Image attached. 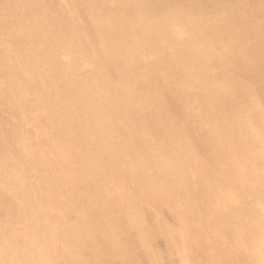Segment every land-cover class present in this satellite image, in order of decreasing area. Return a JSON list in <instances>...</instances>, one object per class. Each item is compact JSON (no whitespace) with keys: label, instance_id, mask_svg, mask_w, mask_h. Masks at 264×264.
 I'll use <instances>...</instances> for the list:
<instances>
[{"label":"bare ground","instance_id":"1","mask_svg":"<svg viewBox=\"0 0 264 264\" xmlns=\"http://www.w3.org/2000/svg\"><path fill=\"white\" fill-rule=\"evenodd\" d=\"M81 1H88L89 5H81ZM140 2L151 4L149 16L153 18L159 0H104L102 4L93 0L0 1V105L10 106L7 115L13 116L20 110L33 119L29 132L14 126L6 133L7 144L24 155L29 167L30 178L25 185L33 191L34 202L30 191L2 200V196L11 192L2 179L7 169H11V162L6 159L0 164V187L4 186L0 190V256L5 255L8 261L17 256L16 264H34V255L43 257L39 241L34 238L30 242L27 228L12 223L11 208L19 199L32 204L33 210L43 217L57 221L72 211V196L76 198L77 195L76 191L70 190L68 177L84 184L89 198L92 193H114L120 178L126 181L127 170L132 172V136L126 141L125 152L112 142L103 143L88 113H81L82 120L76 118L75 104L71 101L78 96L74 93L76 86L55 87L61 82L55 70L62 63L55 56V47L74 57L80 48L83 49L85 56L98 61L106 78L119 83V86L115 85L118 93L106 83L102 88L106 103L109 100L117 104V100H121L122 116L130 115V120L125 118L126 126L161 127L165 141L154 143L158 160L173 161L176 155L184 156L186 162L182 166L192 172L199 187L198 193L194 192L187 180L174 174L173 164L157 170L159 182L155 184L165 190L169 199L164 201L171 203L178 212L184 210L199 225L203 224L209 211L214 215V222H220V219L216 220L218 214L211 208L219 198V184L226 182L223 173L230 178L228 172H233L227 150L233 146L240 155L249 148L256 153L264 152V127L259 126L264 117L257 104L259 102L264 108V11L260 9L254 13L247 6L228 3L220 5L218 14L205 21L187 14L167 17L166 20L172 19L183 26L193 22L197 25L190 37L203 51H199L202 57L213 62L205 63L197 52L199 57L192 53V56L171 54L163 36L167 28L144 18L138 7ZM54 34L56 39H53ZM77 35H83L92 54H88L83 45H75L76 51L65 46L67 40L76 43ZM234 59L243 62L238 64ZM136 64L142 65L140 71L145 80L137 87L139 93L132 91L130 70ZM247 78L256 85V92L247 86ZM123 82L127 89L120 88ZM7 96L11 98L10 102ZM57 99L58 102H53ZM63 102L66 110L61 107ZM107 105L111 111L117 110L116 105ZM132 113L137 123L132 122ZM97 116H100L98 124H106L102 122V119L106 121L104 114L98 112ZM116 131L119 135H130L124 128H116ZM15 134L17 136L13 137ZM173 140L179 145L173 150L167 149L164 144ZM205 174L213 180L210 193L203 190L207 180ZM90 176H96V180L90 181ZM14 177L13 187L24 186L17 176ZM139 180L143 186L150 183L147 174H142ZM41 187L45 189L40 190ZM130 191L102 205L103 221H95L88 210L75 213L79 220L87 219L90 223V231L98 242L96 249L102 254L104 264H117L125 257L128 259L125 264H137L132 260V246L144 247L151 238L165 233L158 223L154 232L142 227L147 206L144 204L142 211L134 213L133 209L141 208L142 204L140 199H132V188ZM157 192V188L151 187L152 197ZM78 199L82 197L78 196ZM148 202L155 203L152 199ZM256 211L245 212L243 216L253 222L251 214ZM238 216L242 219L241 213L233 217ZM7 218L11 220L8 228L4 225ZM50 223L53 231L61 232L63 228V235L71 239V248L78 251L82 247L76 229L71 227L68 231L69 226H62V220L58 224ZM133 226L137 231L132 235ZM200 231L196 229L192 235L198 248L201 246ZM228 232L229 243L233 244V232ZM120 235L122 239H118ZM18 236L24 238L25 247L11 242ZM35 248L36 254H30ZM193 253L197 255L196 250ZM215 256H220V252L216 251ZM194 258L199 261L202 257L199 254ZM71 263L90 264L73 258Z\"/></svg>","mask_w":264,"mask_h":264},{"label":"rangeland","instance_id":"2","mask_svg":"<svg viewBox=\"0 0 264 264\" xmlns=\"http://www.w3.org/2000/svg\"><path fill=\"white\" fill-rule=\"evenodd\" d=\"M0 1L4 3L6 0ZM93 1L97 4H102V2H104V0ZM228 3L247 6L248 9L254 13H257L260 9L264 11V0H159V5L153 18L149 16V6L151 4L148 2H140L138 3V7L143 12L144 18L148 19L150 23L165 26L167 28V32L163 31V36L165 37L164 42L171 54H180L183 56H192L193 54L196 57H199L198 55L200 54L201 56L199 58L205 63H213L209 59L202 57L203 55L199 51H203L196 46L190 37L191 33L197 28L194 22L190 25L183 26L177 21L166 19L167 17L177 18L180 14H187L188 16L191 15L190 17L192 18L197 17L205 21L214 18L218 14L220 5ZM80 4L89 5V2L81 1ZM192 6L193 9H191ZM142 27L144 28L145 26ZM56 37L58 38L57 35ZM54 38L55 34L53 39ZM75 45H83L87 53L92 54V49L86 44L83 35H77L76 43L72 40H67L65 44V46L72 51H76ZM54 49L55 56L62 62L55 70L61 81L60 83H56L55 87L66 86L67 84L76 86L74 88V93L78 94V96L75 95L73 97L74 100H71L75 104L73 110L75 111L74 113H77L76 118L77 120H82L81 113H83V111L88 113L91 118L90 121L95 126L96 134L101 137L104 141L103 143L107 144L108 142H112L122 152H125L126 141L131 140L132 136V162L130 163V166L132 165V172L127 170L125 176L126 181L120 178L114 193L108 195H97L92 193L93 196L89 198L85 185L76 183L72 177H68V186H70V190L76 191L77 195L74 193L76 198L72 196V211L68 215L60 219L58 218L57 221L51 220L50 217H43L40 213L38 214L33 210L32 204L29 202L24 203L19 199L16 206L11 208L14 217L12 223L27 228L29 232L27 239L30 238V242H33L34 238L39 241L43 257L37 258V256L34 255L37 252L36 248L34 251H31L30 254L34 255V264H38L39 261V263L44 264H72V258L79 261L84 260V262L86 261L90 264H104L102 254L96 249L98 242L94 239L90 231V223L87 219L79 220L75 213L80 214L88 210V212H91L95 221H103L105 214L100 210L102 205L112 201V198L121 195L123 192V194H126L128 191L131 192L130 188H132V199H140L139 202L142 204L141 208H134L133 212L139 213L138 211L144 209V204L147 206V213L144 220H142L143 224H141L142 227L155 231L156 224L158 223L165 231L164 234L156 235L151 238L144 247H137L138 245L136 247L132 246V260H135L137 264H264V152L256 153L255 150L249 148L244 149L243 153L240 155L233 146L227 150L228 162L233 166V172H228L231 176L230 178H227V173H223L226 182L225 184H219L217 190V196L219 198H217L215 202L216 205L211 208L214 213L218 214L216 220L220 219V222L215 223L214 215L209 211V213L206 214L207 216H205L203 224L199 225L195 219L186 215L184 210L181 209V212H178L171 203L164 201L169 199L165 190H163L161 186L158 187V185L155 184L159 182L158 179H156L157 170H164L167 166L173 164V170H175L174 174L179 176L182 180H187L194 192L198 193L199 187L196 186V178L192 175V172L182 166V164L186 162L184 156L176 155L173 161L164 159L161 161L158 160L154 152V149H156L154 143L159 141L163 144L165 141L161 127L147 126L141 128L140 126H126L125 118L130 120V115L122 116V111H120V108L123 107L121 100H117L118 105L116 103H111L109 100L106 103V100H104V90L102 88L103 83H106L113 92L118 93L115 85L119 86V83L112 78H106L101 72L98 61L94 59L90 60L88 56H85L86 53L83 52V49L80 48V51L77 52L75 57L62 48L55 47ZM232 52H234V50H232ZM239 55L241 56L242 54ZM234 61L238 64L243 62L240 60L237 61L236 59H234ZM25 68L29 71L28 66H25ZM141 68V64H136L133 65L132 70H130L132 73V91L136 93L140 92V89L137 88L139 84L145 82V80L142 79ZM28 75L31 76L29 72ZM247 79V86L253 92H256V85H253L251 79ZM34 82L37 83L36 80H34ZM120 84V88L123 90L127 89V85L124 82ZM148 91L150 92V90ZM67 93L70 95L73 94ZM7 98L8 102H10L11 98L8 96ZM58 101L57 99L53 102ZM108 103L116 105L117 110L113 109L111 111L110 107L107 105ZM64 104L63 102L61 107L66 110V105ZM89 104L92 105V108L88 107ZM257 104L260 107L259 112L264 117V108L261 107L259 102H257ZM9 107L8 105H0V122H3V126H0V164L6 159L11 162L9 165L11 169H7L6 173L2 175V179L6 182L4 186H9L11 192L2 196L4 197L2 200H7L11 197H19V195L26 194L30 191L29 195L31 201L34 202L33 191H31L28 184L25 185L28 178H30V174H28L27 170L29 167L26 164L24 155L19 154L13 146L7 144L8 136L6 133L8 128L14 126L20 127L22 131L29 132V126H33L30 125L33 119L23 114L20 110H17L13 116L7 115ZM98 112L106 116V121L102 119V122L106 124L100 125L97 123L100 117L97 116ZM3 119L6 122L3 121ZM132 122L137 123V119L133 117V113ZM259 126L264 127V121L263 124L261 123ZM116 128H124L130 135H119ZM239 131L240 130H238V132ZM12 136L14 137L17 135L15 134ZM164 145L167 149L170 148L173 150L179 145V142L173 140L167 144L166 141ZM142 174H147L150 177L149 184L146 183L144 186L141 185L142 181H140L139 178ZM14 175L17 176L19 182L24 186L18 188L13 187L12 182L14 178H16ZM205 176L207 180L203 190L210 193L213 180L210 175L205 174ZM89 180L95 181L96 176H90ZM4 186L0 187V190L3 189ZM153 186L158 189L157 194H153L154 197H152L150 193L151 187ZM44 187H41L40 190H44ZM78 196L80 199L82 197V199L79 200ZM149 199H152L155 203L148 202ZM250 211L257 212L256 214H251L253 222L249 217L243 216V213L248 212L250 214ZM239 213L242 214V219L239 218L241 216L236 218L233 217L234 214ZM61 220L62 226H69L68 231L71 227L77 230L79 235L77 237L82 240V247L78 249V251L74 250L73 247L71 248V239L69 237L67 238V235H63V228L61 232L52 230L50 222L58 224ZM10 221L11 220L7 218L6 222H4L7 228L9 226L11 227ZM135 229H137L136 226H133L132 235L137 231ZM196 229L201 230L200 248L197 247L195 239L192 238L193 232ZM228 231L233 232V244L229 243ZM206 232H209V234L206 235ZM148 237L149 236H147V238ZM118 239H122V235H120ZM11 242L20 247H25L27 244L22 236L12 239ZM193 250L197 251V255L193 253ZM72 251H74V253ZM216 251L220 252V256H215ZM199 254L202 258L198 261L194 256H198ZM16 257L17 256H14V260L10 258V261H8L7 257L2 255L0 256V264H16ZM127 260V257H125L117 264H125Z\"/></svg>","mask_w":264,"mask_h":264}]
</instances>
